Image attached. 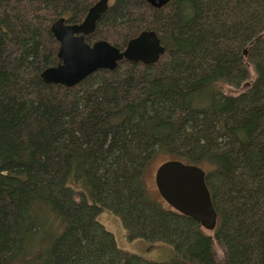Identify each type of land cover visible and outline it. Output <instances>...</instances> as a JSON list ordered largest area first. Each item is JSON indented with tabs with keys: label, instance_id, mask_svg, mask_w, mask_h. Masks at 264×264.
I'll return each instance as SVG.
<instances>
[{
	"label": "trees",
	"instance_id": "obj_1",
	"mask_svg": "<svg viewBox=\"0 0 264 264\" xmlns=\"http://www.w3.org/2000/svg\"><path fill=\"white\" fill-rule=\"evenodd\" d=\"M97 1L0 0V264H264V0H114L86 43L122 51L154 31L158 62L45 84L51 25ZM157 156L205 172L212 232L148 192ZM104 211L169 260L118 249Z\"/></svg>",
	"mask_w": 264,
	"mask_h": 264
},
{
	"label": "water",
	"instance_id": "obj_2",
	"mask_svg": "<svg viewBox=\"0 0 264 264\" xmlns=\"http://www.w3.org/2000/svg\"><path fill=\"white\" fill-rule=\"evenodd\" d=\"M110 0H98L79 24H67L63 18L56 20L50 32L59 44V63L46 68L40 78L45 84L73 88L99 70L114 71L118 63L127 61L154 65L164 54L154 31H142L130 39L120 51L106 41L88 44L96 23L107 11ZM152 8L160 9L171 0H142ZM155 186L160 199L174 212L194 220L205 232L216 227L217 214L205 184V172L198 166L171 160L163 162L155 172Z\"/></svg>",
	"mask_w": 264,
	"mask_h": 264
},
{
	"label": "rangeland",
	"instance_id": "obj_3",
	"mask_svg": "<svg viewBox=\"0 0 264 264\" xmlns=\"http://www.w3.org/2000/svg\"><path fill=\"white\" fill-rule=\"evenodd\" d=\"M114 0H110L109 4ZM251 74L252 71L250 70ZM248 84H244L239 89L233 87H223L224 91L231 95H237L245 91ZM165 161V156H157L149 165L146 176L145 186L148 192L156 199L160 200L159 194L155 186V172L157 168ZM97 221L108 231L114 238L117 248L128 254L143 257L152 262H165L172 255V249L168 246L150 245L142 240L128 241L126 233L121 225L120 219L110 212L104 211L99 214ZM210 232H208L209 234ZM215 256L217 260H222L223 252L215 245Z\"/></svg>",
	"mask_w": 264,
	"mask_h": 264
}]
</instances>
